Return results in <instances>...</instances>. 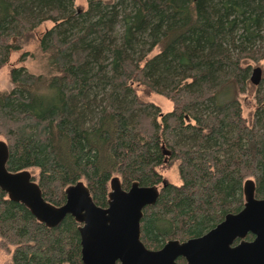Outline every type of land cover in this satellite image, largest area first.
Wrapping results in <instances>:
<instances>
[{
    "label": "trees",
    "instance_id": "16d2710c",
    "mask_svg": "<svg viewBox=\"0 0 264 264\" xmlns=\"http://www.w3.org/2000/svg\"><path fill=\"white\" fill-rule=\"evenodd\" d=\"M87 3L0 0V68L30 38L46 56L40 74L11 66L12 88L0 90L8 169L37 170L55 206L80 180L101 207L115 176L125 189L157 185L141 219L142 239L154 247L200 236L240 211L249 178L264 198V108L250 124L236 96L221 99L226 83L246 91L247 60H264V0ZM139 86L173 109L143 100ZM175 161L180 185L160 171ZM79 225L67 215L49 227L0 188V245L12 247V264H83Z\"/></svg>",
    "mask_w": 264,
    "mask_h": 264
},
{
    "label": "water",
    "instance_id": "95a60500",
    "mask_svg": "<svg viewBox=\"0 0 264 264\" xmlns=\"http://www.w3.org/2000/svg\"><path fill=\"white\" fill-rule=\"evenodd\" d=\"M262 72L260 66L254 68L251 82L259 84ZM8 159L9 147L0 139V188L49 227L58 226L72 215L80 223L84 264H176L178 255L185 256L188 264H264V198L255 196L252 179L244 183L245 204L241 211L228 213L201 237L183 243L172 240L163 249L150 251L141 242L140 224L144 208L154 205L160 195L157 185L134 181L127 190L115 176L110 182L108 206L101 207L80 180L67 186L65 203L55 206L44 198L33 174L27 169L9 170ZM163 183L166 185V181ZM249 232L255 235L252 241L244 240ZM238 238L243 240L233 246Z\"/></svg>",
    "mask_w": 264,
    "mask_h": 264
},
{
    "label": "rangeland",
    "instance_id": "374dc122",
    "mask_svg": "<svg viewBox=\"0 0 264 264\" xmlns=\"http://www.w3.org/2000/svg\"><path fill=\"white\" fill-rule=\"evenodd\" d=\"M104 2H112L114 0H103ZM87 0H75V7L77 10H84L87 8ZM52 26V22L48 21L46 23H43L36 29V33L40 34L42 33L46 28H49ZM118 29L121 30V26H118ZM258 43L255 45L254 49L258 47ZM160 52V47H156L149 55L148 57H152ZM24 53H29L24 56ZM247 64L250 65V73H249V79L248 84L246 86V91L238 93L236 86L231 83H226L223 87V91L221 93V99H230L233 96H236L239 102L242 105V113L243 116L248 120V122L251 124L257 123V110L263 106L264 101V60L258 59V60H252L249 59L246 61ZM11 66H24L26 67L30 72L35 74H40L45 72V66H46V56H44L41 51L38 48L36 38L32 39L30 38L28 42H26L23 47L18 51H13L11 53L10 59L8 61V64L2 66L0 68V90L2 91H9L12 88V83L9 75L10 67ZM260 66L262 68V82L259 84H254L251 82L250 78L252 75V72L254 68ZM98 99L101 98V96L104 95L105 90H99ZM138 94L143 100L152 101L156 104H158L161 107V110L163 113L170 112L173 109V102L169 100L168 98L153 93V92H147L146 89H144L143 86L138 87ZM0 139H4L3 137H0ZM30 171L37 175L38 172L35 169H30ZM160 171L163 174V177L166 181H169L171 183L180 185L182 183L179 171H178V161L173 162L172 164L164 165L160 168ZM160 188V187H159ZM11 250L12 247L7 249L6 247H2L0 245V264H12L11 260Z\"/></svg>",
    "mask_w": 264,
    "mask_h": 264
},
{
    "label": "flooded vegetation",
    "instance_id": "af4514ba",
    "mask_svg": "<svg viewBox=\"0 0 264 264\" xmlns=\"http://www.w3.org/2000/svg\"><path fill=\"white\" fill-rule=\"evenodd\" d=\"M262 79H263V77H262ZM261 82H262V80H261ZM260 82V83H261ZM263 108H264V101H263ZM250 179V178H249ZM253 180V179H252ZM246 181V180H245ZM245 183V182H244ZM125 189V188H124ZM128 190V189H127ZM255 190H256V185H255ZM243 194H244V185H243ZM255 196H256V193H255ZM257 197V196H256ZM257 198H259V197H257ZM244 200H245V195H244ZM244 204H245V202H244ZM244 207V206H243ZM146 208V207H145ZM243 209V208H242ZM241 209V210H242ZM240 210V211H241ZM239 212V211H238ZM237 212V213H238ZM224 220V219H223ZM222 220V221H223ZM221 221V222H222ZM219 224V223H218ZM217 224V225H218ZM141 225V224H140ZM216 225V226H217ZM214 228V227H213ZM212 229V228H211ZM210 229V230H211ZM209 231V230H208ZM207 231V232H208ZM207 232H205V233H207ZM204 233V234H205ZM204 234H202V235H200V236H197V237H191V238H188V239H186V240H180V239H177V238H168L167 240H165L164 241V243L161 245V246H159V247H154V246H149V245H147L146 243H145V241L142 239V232H141V234H140V239H141V242L143 243V245H144V247L147 249V250H150V251H159V250H161V249H163V247L169 242V241H172V240H176V241H179L180 243H183V242H186V241H188L189 239H193V238H198V237H201V236H203ZM255 238V235L253 234V233H251V232H249L247 235H246V237L244 238V240H246V241H252L253 239ZM243 239H241V238H238V239H236L235 240V242L233 243V246H235V245H237V244H239L241 241H242ZM118 262H120V261H118ZM174 262L176 263V264H188L189 263V261H188V259L185 257V256H183V255H178L175 259H174ZM84 264V263H83Z\"/></svg>",
    "mask_w": 264,
    "mask_h": 264
}]
</instances>
